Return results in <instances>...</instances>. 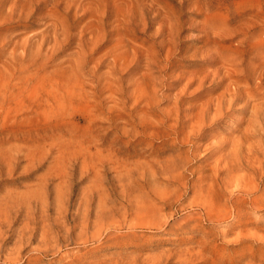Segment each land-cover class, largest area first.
<instances>
[{
	"label": "rangeland",
	"instance_id": "1",
	"mask_svg": "<svg viewBox=\"0 0 264 264\" xmlns=\"http://www.w3.org/2000/svg\"><path fill=\"white\" fill-rule=\"evenodd\" d=\"M0 246L264 264V0H0Z\"/></svg>",
	"mask_w": 264,
	"mask_h": 264
},
{
	"label": "bare ground",
	"instance_id": "2",
	"mask_svg": "<svg viewBox=\"0 0 264 264\" xmlns=\"http://www.w3.org/2000/svg\"><path fill=\"white\" fill-rule=\"evenodd\" d=\"M8 217V216H7ZM45 236V235H44ZM51 237V236H50ZM21 238V237H20ZM52 238V237H51ZM1 247V246H0Z\"/></svg>",
	"mask_w": 264,
	"mask_h": 264
}]
</instances>
